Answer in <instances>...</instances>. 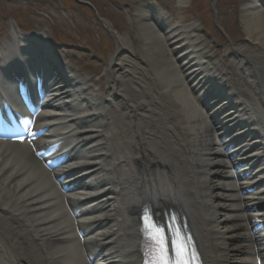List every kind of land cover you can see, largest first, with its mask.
<instances>
[{"label": "bare ground", "instance_id": "1", "mask_svg": "<svg viewBox=\"0 0 264 264\" xmlns=\"http://www.w3.org/2000/svg\"><path fill=\"white\" fill-rule=\"evenodd\" d=\"M261 3L242 1L247 41L225 63L195 23L139 8L129 20L153 66L111 56L104 91L54 55L44 33L32 34L42 57L3 42L1 92L15 99L9 72L26 64L47 87L31 141L0 139V264H141L143 199L157 212L183 208L205 264H264ZM103 24L117 50L132 51L127 33Z\"/></svg>", "mask_w": 264, "mask_h": 264}, {"label": "rangeland", "instance_id": "2", "mask_svg": "<svg viewBox=\"0 0 264 264\" xmlns=\"http://www.w3.org/2000/svg\"><path fill=\"white\" fill-rule=\"evenodd\" d=\"M82 1H90L100 17L108 21L117 33H127L133 56L128 53L126 55L142 62L145 69L153 66L149 60L143 62L146 58L138 48L140 40L137 37V24L129 23L126 10L134 13L154 0H0V44L6 39L12 40L10 20L14 19L26 31L33 28L41 31L43 26L48 27L56 47H60L57 50L63 52L62 55L70 66L79 74L99 78V85L104 89L110 57L114 56V61H117L124 56V52L117 50L114 36ZM156 1L172 21L179 18L181 24L195 23L197 34L209 45L214 56L226 53L225 58L221 57L224 63L233 58L232 46L247 40L239 14L242 0H216L214 7L210 0H183L179 7L176 0ZM122 5L126 10L120 9ZM262 10L264 11L263 7ZM213 13L216 14L215 20L219 25L217 28L220 27L221 30L215 28ZM92 54L100 59L91 56ZM135 72L138 86L146 84L137 70ZM146 79L151 81L148 75Z\"/></svg>", "mask_w": 264, "mask_h": 264}, {"label": "snow or ice", "instance_id": "3", "mask_svg": "<svg viewBox=\"0 0 264 264\" xmlns=\"http://www.w3.org/2000/svg\"><path fill=\"white\" fill-rule=\"evenodd\" d=\"M142 234L148 241L147 247L142 253V264H198L197 259L191 255V245L183 238L175 242L172 255H168L161 237L162 230L156 226L149 228L142 224ZM171 236L172 233H169Z\"/></svg>", "mask_w": 264, "mask_h": 264}]
</instances>
